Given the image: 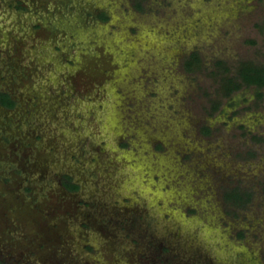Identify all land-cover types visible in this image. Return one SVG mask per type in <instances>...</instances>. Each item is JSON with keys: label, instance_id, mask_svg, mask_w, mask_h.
Returning <instances> with one entry per match:
<instances>
[{"label": "rangeland", "instance_id": "rangeland-1", "mask_svg": "<svg viewBox=\"0 0 264 264\" xmlns=\"http://www.w3.org/2000/svg\"><path fill=\"white\" fill-rule=\"evenodd\" d=\"M244 61L264 0H0L2 264H264V87L223 88Z\"/></svg>", "mask_w": 264, "mask_h": 264}, {"label": "trees", "instance_id": "trees-1", "mask_svg": "<svg viewBox=\"0 0 264 264\" xmlns=\"http://www.w3.org/2000/svg\"><path fill=\"white\" fill-rule=\"evenodd\" d=\"M136 8L142 10L143 7L140 3L136 4ZM107 19V17H104ZM201 58L199 57L197 52L192 53L185 61V67L189 71H193L195 67H200ZM222 61H217V64L222 65ZM225 69L229 70L228 67ZM238 76L224 78L223 88L225 90V95L229 96L235 90H239L244 85L251 86L254 85L256 87L262 88L264 87V65H258L253 62L244 61L238 68ZM0 103L3 106L8 108H13L16 105V101L12 98V96L7 92H0ZM218 104L214 103L213 109L216 110L218 108ZM210 132V129H207ZM64 185L71 191H76L79 189V185L72 182H64ZM226 202H231L237 207H243L246 203H248L251 199L250 193H243L239 188H234L227 191L224 195ZM0 264L2 262L0 261Z\"/></svg>", "mask_w": 264, "mask_h": 264}]
</instances>
